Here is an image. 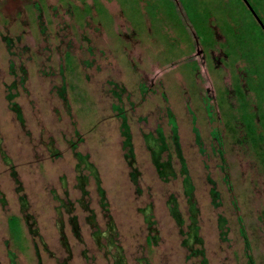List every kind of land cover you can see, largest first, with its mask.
I'll return each instance as SVG.
<instances>
[{"label": "rangeland", "instance_id": "1", "mask_svg": "<svg viewBox=\"0 0 264 264\" xmlns=\"http://www.w3.org/2000/svg\"><path fill=\"white\" fill-rule=\"evenodd\" d=\"M250 22L238 0H0V264H264Z\"/></svg>", "mask_w": 264, "mask_h": 264}, {"label": "trees", "instance_id": "2", "mask_svg": "<svg viewBox=\"0 0 264 264\" xmlns=\"http://www.w3.org/2000/svg\"><path fill=\"white\" fill-rule=\"evenodd\" d=\"M240 3L243 4L244 9L248 13L249 17L251 18L252 22L247 25V28L245 29L246 33L248 35L245 36L244 39H246L245 42L250 43L249 47L251 49L247 50L246 44L240 43L239 48L243 51L248 52L249 54L245 53L248 55V59L250 60L253 65L250 67V73L252 76L249 77L250 81V86L253 87L255 83L257 84L258 88H261V91L259 93L262 94V98L264 97V61L263 63H260L261 57L264 56V53H261L259 50H264V32L262 28L259 26V24L256 22L254 17L252 16L251 12L248 10V8L245 6V4L242 2V0H238ZM250 4V6L253 8L255 13L258 15V17L261 19L263 25H264V17L261 15L259 11V2H254L252 0H247ZM258 48V49H257ZM246 55V56H247ZM252 69V70H251ZM256 86V87H257ZM255 88V89H258ZM258 93V94H259ZM260 95V94H259ZM241 98H243V94H240ZM244 120L247 126V129L251 135L252 140L255 138V133L257 131L256 129V123L254 121L253 115H248L247 112L244 114Z\"/></svg>", "mask_w": 264, "mask_h": 264}, {"label": "water", "instance_id": "3", "mask_svg": "<svg viewBox=\"0 0 264 264\" xmlns=\"http://www.w3.org/2000/svg\"><path fill=\"white\" fill-rule=\"evenodd\" d=\"M242 2L245 4V6L251 12L252 16L254 17V19L256 20V22L259 24V26L262 28V30L264 32V25H263L261 19L258 17V15L253 10V8L250 6L249 2L247 0H242Z\"/></svg>", "mask_w": 264, "mask_h": 264}]
</instances>
